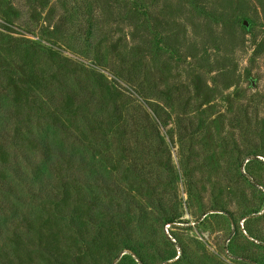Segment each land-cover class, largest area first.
I'll return each instance as SVG.
<instances>
[{"label":"rangeland","instance_id":"374dc122","mask_svg":"<svg viewBox=\"0 0 264 264\" xmlns=\"http://www.w3.org/2000/svg\"><path fill=\"white\" fill-rule=\"evenodd\" d=\"M0 264H264V0H0Z\"/></svg>","mask_w":264,"mask_h":264},{"label":"trees","instance_id":"16d2710c","mask_svg":"<svg viewBox=\"0 0 264 264\" xmlns=\"http://www.w3.org/2000/svg\"><path fill=\"white\" fill-rule=\"evenodd\" d=\"M149 104V106L151 107V109H152V111L155 113V115L157 116V119L159 120V122H161V123H163V122H165L164 121V117L162 116V112H160V110H158L156 107H154V105L155 104H152L151 102H149L148 103ZM156 106V105H155ZM165 113V112H164ZM130 122H133V124H134V127L132 128V129H130V131L131 130H133L135 127H136V125H135V120L132 118V120H130ZM127 133V132H126ZM132 136L136 139V140H139L140 139V137H142V136H139V134H138V132L136 131V132H134V133H132ZM230 161V160H229ZM241 162H242V160H241ZM139 162L138 161H136V163H135V169H139L140 171H147V164L146 163H143L142 162V160H141V163L140 164H138ZM137 167V168H136ZM64 196H65V199L66 198H68L69 196H70V194H71V191H68V190H65L64 191ZM58 198V197H57ZM90 199V198H89ZM84 201H88L87 200V196L85 197V199H83ZM85 212H88V210H86ZM177 217L175 216V214H170L168 217H165L164 218V221L166 222V223H172L173 221H175V219H176ZM39 232H40V230H38ZM26 237H28L27 235H26ZM25 237H23V236H18V238H17V240H16V242H17V247H19V246H21V247H25L24 246V243H25ZM19 245V246H18Z\"/></svg>","mask_w":264,"mask_h":264},{"label":"water","instance_id":"95a60500","mask_svg":"<svg viewBox=\"0 0 264 264\" xmlns=\"http://www.w3.org/2000/svg\"><path fill=\"white\" fill-rule=\"evenodd\" d=\"M247 22L246 21H244V24H246Z\"/></svg>","mask_w":264,"mask_h":264}]
</instances>
